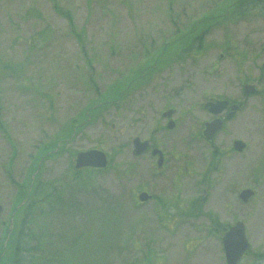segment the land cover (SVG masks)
Masks as SVG:
<instances>
[{
  "label": "rangeland",
  "instance_id": "rangeland-1",
  "mask_svg": "<svg viewBox=\"0 0 264 264\" xmlns=\"http://www.w3.org/2000/svg\"><path fill=\"white\" fill-rule=\"evenodd\" d=\"M55 3L71 12L72 26ZM226 3L0 0V243L35 158L44 159L45 180L63 182L79 152L98 149L107 167L82 168L88 183L72 186L66 212L42 219L45 260L33 264H227L222 237L237 221L251 243L239 264H264V15L215 24L202 50L180 51L120 100H97ZM246 84L257 90L246 94ZM217 99L241 109L208 142L204 123L215 116L205 104ZM95 100L105 104L99 111L90 110ZM84 111L88 120L66 135ZM136 137L163 151L162 167L150 151L134 153ZM56 140L61 153L46 159L43 148ZM246 188L254 195L243 201ZM141 191L153 198L141 202Z\"/></svg>",
  "mask_w": 264,
  "mask_h": 264
},
{
  "label": "trees",
  "instance_id": "trees-1",
  "mask_svg": "<svg viewBox=\"0 0 264 264\" xmlns=\"http://www.w3.org/2000/svg\"><path fill=\"white\" fill-rule=\"evenodd\" d=\"M55 7L58 12L68 18L71 23L70 26H72L71 12L62 9L57 3H55ZM216 11L217 13L201 17L188 26L185 31L178 30L179 36L177 35L178 37L176 36L172 41L163 44L154 56L136 68L131 79H126V82L125 80L116 81L107 92L100 94L97 100H120L124 92L128 91L133 84L136 83V86L142 85L148 75L160 70L170 59H174L180 51L186 53L195 49L202 50L205 36L215 24L235 21L255 12L264 15V0H228V3L220 6ZM78 37L82 40L80 34ZM97 100L90 104V107L93 106L90 110L99 111L104 107L105 104L98 105ZM88 118L86 112H82L78 118L72 120L69 124L66 135L71 136L76 125L82 120H88ZM57 142L58 140L51 141L43 148L42 152L46 159L61 153V148L60 151L57 150ZM43 160L39 157L35 158L28 177L18 184L17 199L10 215L11 221L5 223L7 227L0 243V264H33L40 263L41 259L45 260L43 253L47 246V237L45 236L46 228L42 219L54 211L66 212L69 208L67 200L74 196L71 191L72 186L76 184L86 186L88 183V180L82 175V169L76 168L71 172V177L63 179V182L45 180L42 175ZM39 161L40 163H38ZM87 169L88 171L102 170ZM59 257L60 255L56 257V260H59ZM260 257L264 258V254H261ZM61 258L63 259L62 256Z\"/></svg>",
  "mask_w": 264,
  "mask_h": 264
},
{
  "label": "water",
  "instance_id": "water-1",
  "mask_svg": "<svg viewBox=\"0 0 264 264\" xmlns=\"http://www.w3.org/2000/svg\"><path fill=\"white\" fill-rule=\"evenodd\" d=\"M246 94L254 93L257 89L253 84H246L244 86ZM207 108L216 117L210 121L204 123L203 136L207 140H213L215 135L221 131L225 124L224 117L220 115L229 109L228 114L225 116L226 119L232 118L236 112L240 109V104L232 103L230 104L227 99H217L209 100L205 104ZM174 113L173 109H169L163 112L164 117H171ZM0 124H1V104H0ZM168 128L172 129L174 127V121H170L167 125ZM134 153L136 155H141L149 148L148 141H141L139 137L133 140ZM246 143L243 140L237 139L234 141V148L238 151L244 150ZM153 155H159L158 165L162 166L164 160V153L162 150L155 148L152 151ZM108 165L107 154L98 149H91L88 151L79 152L75 160V168L82 169L86 167L92 168H106ZM254 192L251 189H244L241 192V198L247 200ZM142 202L148 201L152 198V195L146 191H142L138 195ZM3 210V206L0 204V214ZM223 247L225 251V257L227 264H239L240 260L245 256L247 251L251 248V243L249 242L246 235V226L243 222L237 221L232 225L222 237Z\"/></svg>",
  "mask_w": 264,
  "mask_h": 264
},
{
  "label": "flooded vegetation",
  "instance_id": "flooded-vegetation-1",
  "mask_svg": "<svg viewBox=\"0 0 264 264\" xmlns=\"http://www.w3.org/2000/svg\"><path fill=\"white\" fill-rule=\"evenodd\" d=\"M229 102H230V104L235 103V102H233V101H232V102L229 101ZM239 110H240V109H239ZM239 110H238V111H239ZM238 111H237V112H238ZM228 112H229V109H226V110L220 115V116L224 117V119H225V124H226V121L232 119V118L235 117V115H236V114H235V115H234L232 118H230V119H226L225 116L228 114ZM237 112H236V113H237ZM171 117H172V116H171ZM171 117H168V118H171ZM225 124H224V126H225ZM223 128H224V127H223ZM219 132H221V131H219ZM219 132H218V133H219ZM218 133H217V134H218ZM217 134L215 135V137L217 136ZM202 136H203V131H202ZM203 137H204V136H203ZM215 137L213 138V140H210V141L207 140L205 137H204V138H205L208 142H213L214 139H215ZM234 141H235V140H234ZM234 141H233V148H234ZM246 147H247V146H246ZM246 147H245V148H246ZM245 148H244V149H245ZM153 149H155V147L153 148L152 145L150 144L148 150H146L144 153L150 151L151 154H152ZM234 150H236V149L234 148ZM236 151H238V150H236ZM242 151H243V150H242ZM242 151H239V152H242ZM144 153H142V154H144ZM222 155H225L224 152L222 153ZM152 156H158V159H159V155H158V154H157V155H153V154H152ZM216 157H217L218 159H217V162L215 163V166H216L215 168L218 169V167H219V163H220V156L217 155ZM164 161H165V156H164L163 163H164ZM157 162H158V161H157ZM158 166H159V165H158ZM162 166H163V164H162ZM162 166H159V167H162ZM204 179H205V182H206V183H209V184L214 180V179L212 180V179L210 178V168H209L208 171L205 173V178H204ZM246 189H251V188H246ZM243 190H244V189H243ZM243 190H242V191H243ZM251 190H252V189H251ZM242 191H241V192H242ZM241 192H240V194H239L240 198H241ZM253 192H254V191H253ZM253 195H254V194H253ZM253 195H251L247 200H243L242 198H241V199H242L243 201H248ZM152 198H153V197H152ZM152 198H151V199H152ZM194 200H196V199H194ZM197 200L201 201L202 204L205 203L206 200H207V194H205V195L202 196L201 198H197ZM148 201H149V200H148ZM145 202H146V201H145ZM193 202H194V201H193ZM202 204H201V205H202ZM192 205H193V204L191 203V206H192ZM195 205H197V206L194 207V208H196V209L193 208L194 210H192V215H193V216H198V214L201 213V211H200V208H201V207L199 206V203H197V204H195ZM230 227H231V226H230ZM230 227H228V229H229ZM228 229H227V230H228ZM227 230H226V231H227ZM226 231H225V232H226ZM225 232H224V234H225Z\"/></svg>",
  "mask_w": 264,
  "mask_h": 264
}]
</instances>
